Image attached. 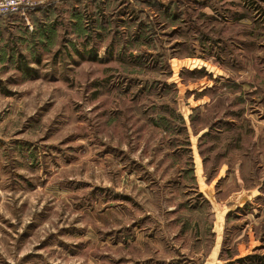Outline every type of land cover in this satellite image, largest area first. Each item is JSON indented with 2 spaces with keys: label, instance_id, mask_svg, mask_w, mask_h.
<instances>
[{
  "label": "rangeland",
  "instance_id": "1",
  "mask_svg": "<svg viewBox=\"0 0 264 264\" xmlns=\"http://www.w3.org/2000/svg\"><path fill=\"white\" fill-rule=\"evenodd\" d=\"M43 1L0 17V264H264V0Z\"/></svg>",
  "mask_w": 264,
  "mask_h": 264
},
{
  "label": "crops",
  "instance_id": "2",
  "mask_svg": "<svg viewBox=\"0 0 264 264\" xmlns=\"http://www.w3.org/2000/svg\"><path fill=\"white\" fill-rule=\"evenodd\" d=\"M258 10H256L255 11V13H252L250 16H248L249 17V19H251L250 21L251 22H258V21H260L262 18L260 17L261 16V14H262V11L261 12H259L258 14ZM242 17H246L245 16V13L243 14H240L239 15V19H240V21H242ZM250 62H251V59H250ZM242 72V71H241ZM246 85V84H245ZM251 88H253L252 89V91L256 88V87H253V86H250ZM257 105H260V106H254L253 107V109H255L257 112H255V113H251L250 114V117H251V119H250V129H254V131H255V138H258V135L259 134H262V132H260L259 131V123H261L260 125H262V127L264 126V120H261L259 117H260V115L261 116H263V114H264V106L262 105V103H258ZM260 110V111H259ZM260 119V120H259ZM254 121H255V123H254ZM259 185H257L256 187H254V188H252V191H251V194H250V196H249V199L246 197L245 198V202L247 201H252V197L254 196L255 197V199H258L259 197H262L261 195H256L255 194V191H258L259 192V187H258ZM260 192H262L261 190H260ZM253 197V198H254ZM230 198V197H229ZM232 202V201H231ZM233 203V202H232ZM232 203H230L229 205H232ZM241 207V205H236V207H234L233 209H232V211L233 210H239V208Z\"/></svg>",
  "mask_w": 264,
  "mask_h": 264
},
{
  "label": "built area",
  "instance_id": "3",
  "mask_svg": "<svg viewBox=\"0 0 264 264\" xmlns=\"http://www.w3.org/2000/svg\"><path fill=\"white\" fill-rule=\"evenodd\" d=\"M44 3L43 0H32L31 3H28L27 0L24 4H21L15 12L11 11L9 9L7 12H0V17L5 15H13V14H19L21 16H25L31 9H34L37 7V5Z\"/></svg>",
  "mask_w": 264,
  "mask_h": 264
},
{
  "label": "clouds",
  "instance_id": "4",
  "mask_svg": "<svg viewBox=\"0 0 264 264\" xmlns=\"http://www.w3.org/2000/svg\"><path fill=\"white\" fill-rule=\"evenodd\" d=\"M26 0H0V12H7L9 9L15 12L17 8L24 4ZM28 3H31L32 0H27Z\"/></svg>",
  "mask_w": 264,
  "mask_h": 264
},
{
  "label": "trees",
  "instance_id": "5",
  "mask_svg": "<svg viewBox=\"0 0 264 264\" xmlns=\"http://www.w3.org/2000/svg\"><path fill=\"white\" fill-rule=\"evenodd\" d=\"M94 58V57H93ZM96 58V57H95ZM21 69H23L27 74H32V71L34 70L32 67H30V66H28L27 64H26V66L24 67V68H22L21 67ZM248 205V204H247ZM241 210V209H240ZM247 257H249V256H246L244 259L242 258V259H238V261L239 262H242V261H244ZM256 260V259H255ZM258 261H261V259H258ZM258 261L256 260V262L258 263ZM256 263V264H257ZM254 264V263H253Z\"/></svg>",
  "mask_w": 264,
  "mask_h": 264
}]
</instances>
